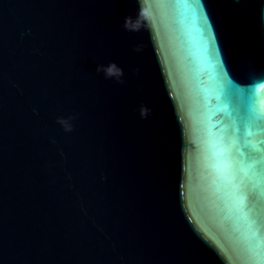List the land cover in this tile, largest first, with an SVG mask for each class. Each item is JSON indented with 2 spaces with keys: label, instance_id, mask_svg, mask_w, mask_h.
<instances>
[{
  "label": "water",
  "instance_id": "water-1",
  "mask_svg": "<svg viewBox=\"0 0 264 264\" xmlns=\"http://www.w3.org/2000/svg\"><path fill=\"white\" fill-rule=\"evenodd\" d=\"M245 112L264 0H0V264H264Z\"/></svg>",
  "mask_w": 264,
  "mask_h": 264
},
{
  "label": "snow or ice",
  "instance_id": "snow-or-ice-1",
  "mask_svg": "<svg viewBox=\"0 0 264 264\" xmlns=\"http://www.w3.org/2000/svg\"><path fill=\"white\" fill-rule=\"evenodd\" d=\"M256 118L250 112H245L241 117V127L237 128V131L241 133L240 146L236 148V152L239 155V163L243 166H246L248 171L253 175H259L256 165L261 161H264V154L257 152L255 144L249 137L252 135V128ZM229 143H235V141L229 138ZM251 199L249 200V198ZM246 200H249L250 203L254 204L255 197L249 192L244 197Z\"/></svg>",
  "mask_w": 264,
  "mask_h": 264
}]
</instances>
